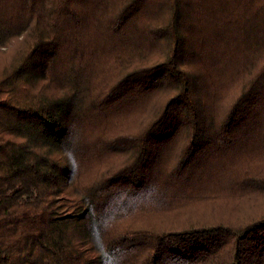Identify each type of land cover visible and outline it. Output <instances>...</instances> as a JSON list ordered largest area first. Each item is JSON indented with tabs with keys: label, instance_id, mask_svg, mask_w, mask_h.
I'll list each match as a JSON object with an SVG mask.
<instances>
[{
	"label": "trees",
	"instance_id": "16d2710c",
	"mask_svg": "<svg viewBox=\"0 0 264 264\" xmlns=\"http://www.w3.org/2000/svg\"><path fill=\"white\" fill-rule=\"evenodd\" d=\"M0 264H264V0H0Z\"/></svg>",
	"mask_w": 264,
	"mask_h": 264
}]
</instances>
